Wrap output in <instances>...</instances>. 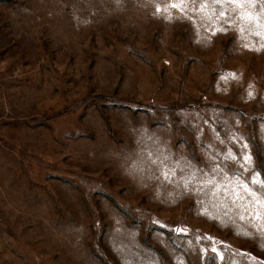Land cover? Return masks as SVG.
<instances>
[{
	"label": "rangeland",
	"instance_id": "1",
	"mask_svg": "<svg viewBox=\"0 0 264 264\" xmlns=\"http://www.w3.org/2000/svg\"><path fill=\"white\" fill-rule=\"evenodd\" d=\"M0 264H264V0H0Z\"/></svg>",
	"mask_w": 264,
	"mask_h": 264
},
{
	"label": "snow or ice",
	"instance_id": "2",
	"mask_svg": "<svg viewBox=\"0 0 264 264\" xmlns=\"http://www.w3.org/2000/svg\"><path fill=\"white\" fill-rule=\"evenodd\" d=\"M249 19H251V17H249Z\"/></svg>",
	"mask_w": 264,
	"mask_h": 264
}]
</instances>
